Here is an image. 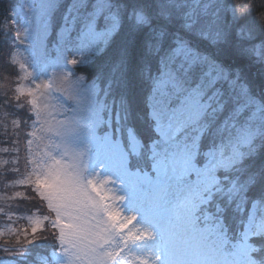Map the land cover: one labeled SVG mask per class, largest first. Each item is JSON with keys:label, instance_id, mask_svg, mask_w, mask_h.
<instances>
[{"label": "rangeland", "instance_id": "374dc122", "mask_svg": "<svg viewBox=\"0 0 264 264\" xmlns=\"http://www.w3.org/2000/svg\"><path fill=\"white\" fill-rule=\"evenodd\" d=\"M59 1L18 0L11 11L13 57L23 72L19 91L27 118L31 115L21 131L19 175L26 184L29 179L40 183L57 214L23 217L33 231L45 221L58 222L64 257L56 251L54 263L255 264L248 243L235 247L222 220L203 211L200 202L217 185V168H229L264 123L261 103L246 95L247 118L238 113L226 118L211 131L209 150L197 155L211 98L216 102L219 96L216 89L206 91L219 76L230 83L238 76L228 77V71L178 40L174 62L155 77L147 97L158 136L150 142L148 157L156 174L136 184L138 175H145L130 166V155L140 151L138 140L131 131L124 139L117 131L113 139L110 108L104 116L107 105L104 96H97L98 86L73 73L75 64L101 50L118 19L108 16L99 26L105 0H94L90 8L88 0H70L66 20L48 41L49 17ZM169 4L185 31L210 44L223 40L231 11L225 0ZM249 50L264 64L263 45ZM202 63L206 81L187 86L176 64L188 68ZM103 122L108 130L101 133ZM246 226L250 234L264 233V200L252 206ZM14 228L2 223L0 235ZM43 255L35 254L38 261L32 264H47Z\"/></svg>", "mask_w": 264, "mask_h": 264}, {"label": "trees", "instance_id": "16d2710c", "mask_svg": "<svg viewBox=\"0 0 264 264\" xmlns=\"http://www.w3.org/2000/svg\"><path fill=\"white\" fill-rule=\"evenodd\" d=\"M93 1H87L88 8ZM171 1L176 0H105L106 7L98 16L97 24L103 26L105 18L114 15L118 26L99 52L75 64L73 69L74 75L96 83L98 98L104 96L107 107L103 115L110 108L113 139L117 131L123 139L131 131L138 140L140 151L138 155H130V166L145 175H138L136 184L156 174L148 157L150 142L158 136L147 97L155 77L174 62L178 40L213 60L221 70L228 71V77L238 76L233 83L219 76L206 91L216 89L219 96L216 102L211 98L207 123L200 128L197 155L202 156L209 150L211 131L226 118L235 113L242 120L247 118L249 108L243 101L246 95L258 100L264 113V64L255 61L249 50L258 44L264 46V0H225L231 10L226 13V34L223 40L211 44L185 31L181 18L170 8ZM17 2L0 0V208H3L0 226L2 223L15 225L13 232L0 235V263L28 264L35 260L36 252L46 255L51 248L63 258L64 243L58 240V222L55 225L45 221L33 231L23 217L26 213L55 217L56 212L40 190V183L29 179L26 184L19 175L22 167L19 141L22 127L27 128L31 115L27 118V104L19 91L22 68L13 57L11 11ZM69 2L60 0L51 12L52 33L48 41L66 20ZM205 63L188 68L176 64L187 86L206 81ZM255 119L257 122L260 117ZM258 125V132L241 156L229 168H217L218 183L207 189L200 205L203 211L222 220L230 237L237 242L235 247L246 241L255 264H264V233L250 234L246 226L252 206L264 200V123L261 121ZM107 130L103 122L100 132ZM48 264L56 263L48 260Z\"/></svg>", "mask_w": 264, "mask_h": 264}]
</instances>
